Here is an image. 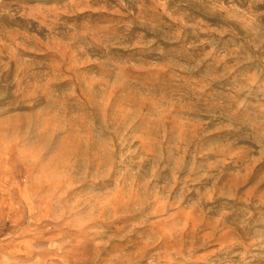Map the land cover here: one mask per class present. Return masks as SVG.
<instances>
[{"label":"rangeland","instance_id":"374dc122","mask_svg":"<svg viewBox=\"0 0 264 264\" xmlns=\"http://www.w3.org/2000/svg\"><path fill=\"white\" fill-rule=\"evenodd\" d=\"M0 264H264V0H0Z\"/></svg>","mask_w":264,"mask_h":264}]
</instances>
